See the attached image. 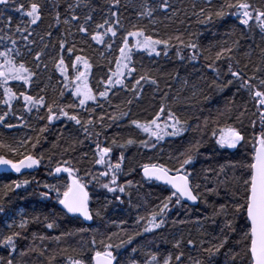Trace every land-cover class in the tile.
<instances>
[{"label": "trees", "instance_id": "1", "mask_svg": "<svg viewBox=\"0 0 264 264\" xmlns=\"http://www.w3.org/2000/svg\"><path fill=\"white\" fill-rule=\"evenodd\" d=\"M30 2H38L42 5L43 18L37 25L31 26L29 31L32 35L29 43L23 39L27 33L16 32V26H23V21L27 18L15 11L19 4L27 6ZM153 7H156L152 17H144L138 20L136 13L142 10L145 0H120L118 9L114 7L110 0H12L9 6H0V51L4 46L12 47V39L16 40V47L21 52L19 60L27 62L30 68L36 72L34 82L27 89L33 96L43 95L48 103L54 99H59L62 104L72 103L75 98L71 96L70 90H65L63 97L60 91L64 88L63 77L55 70L53 60L59 55L65 56L69 66V75L72 76L71 60L75 59L58 47V41L65 39L67 46L76 45V54L86 56L92 68L89 72L88 83L97 94V102L88 101L87 111L77 107L68 109L70 113H77L82 120L89 118L95 123L89 127L90 135L85 134L83 127L76 125L61 117L51 124L47 121V109L37 111L33 109L27 112L23 108V101H14V112L6 117V122L15 125L13 128L5 127L0 123V142L5 145L17 146L21 141L31 137L28 145L19 148L21 153H31L37 158L43 156L38 170L27 174H0V207L4 211L0 212V239L9 234L7 225L12 223L8 217L15 215L18 223L21 216L29 220L26 230H22V236L17 238V264H68L67 258H81L90 262L95 250H103L104 243L119 244L121 239L127 240L128 235L141 232L143 225L147 222L151 213L159 211L162 202L172 191L161 187L153 182H148L140 176V168L145 164L164 165L170 169L179 167L177 157L188 149L190 144L200 142L199 152L191 165L186 166V171L192 173L190 183L194 192H198V204L190 207L182 201L175 203V198L169 204V209L164 216L165 223L159 229L151 232H142L141 235L134 236L130 245H125L114 255H121L123 260L118 259L122 264H128V259L134 258L138 264H143L147 260L148 254L156 253L161 261L168 253L177 254L180 250L184 252L182 260L184 264H192L193 260H207V254L201 251L210 243H217L214 237L220 236V229L224 222V216H215L214 212L221 204L229 205L231 212L232 192L234 190L233 173L238 176L239 168L233 169L232 164L244 158L251 150V143L254 133L261 131L255 105L249 96V92L240 88L241 81L234 79L228 72L229 64L233 70L241 71L244 79L254 74L256 66L264 67V60L261 58V50L264 49V33L255 26L245 28L239 24L234 15H227L222 20L214 19L211 23H197V17L193 12H198L204 6L205 0H168L169 8L162 10L158 7L161 0H146ZM223 0H214L218 5ZM235 2V0H234ZM253 7H264V0H248ZM77 5L75 14L81 17L83 23L85 14L91 12L94 22L88 25L91 32L95 28L96 22H102L104 18H110L111 11H119L120 23L123 26L118 31V36L109 50L105 45H97L91 41L90 36H85L77 30V22L72 21L65 25L63 20L70 19V12L66 9L68 5ZM196 8H193V5ZM60 13V23H56L54 16ZM175 13V14H173ZM11 19L10 28L5 27L7 21ZM202 19V18H201ZM138 23L146 29V33L154 38L168 39L172 47L168 49L165 56L162 46H158L161 55H151L147 53H134L133 64L136 72L132 76L125 77V82L130 88L135 79L147 74L156 80V84L141 82V96L134 99L131 92L123 88H115L109 91L107 98H100L98 93L103 91L105 85L100 83L107 80L111 71H115V58L119 55L120 37L131 29L132 24ZM47 32H51L49 37ZM176 36L187 43L189 40L198 45L195 59H191L192 50L183 47L175 39ZM11 37V39H9ZM43 37V40H41ZM106 40L109 37L105 38ZM87 40L88 43L83 41ZM131 40V38H130ZM238 42V43H237ZM47 44V48L44 45ZM91 44V47H89ZM222 47H231L233 59H216V53ZM31 49V53H29ZM83 49V52H80ZM42 59L40 67L35 68L33 57L35 52L41 51ZM177 51L180 55H177ZM103 53V55H101ZM215 61L214 67L218 71H212L209 64ZM45 64L47 68H45ZM247 65V68L244 66ZM81 70H83L81 66ZM257 79L253 81L259 87V80L264 78V71L255 73ZM233 80L232 84H228ZM215 82V83H214ZM9 86L17 93L25 90L19 82L9 81ZM44 89V91H41ZM3 90L0 89V98ZM133 99L132 104L127 101ZM78 104V101H76ZM103 105L100 107L99 105ZM165 111L161 114L158 123L161 127L168 120L167 113L172 111L182 122L184 131L179 136H165L163 140L156 141L154 137L137 129L132 120L141 123L150 121L159 112L161 105ZM7 110L0 105V114ZM122 112H127L126 116H121ZM22 119H17V117ZM117 117L113 120L111 117ZM44 117V119H40ZM102 117V119H101ZM207 119V125L205 120ZM256 120V127L253 129L252 120ZM186 123H183L185 122ZM233 126L242 132L245 141L236 149L220 148L215 143L212 136L213 129ZM47 126V131L40 133V128ZM167 131H171L168 128ZM99 133V135H96ZM37 136L40 137L36 143ZM113 139L117 141L112 144ZM128 139L135 142L126 144ZM141 141H150L145 147ZM31 143H36L32 148ZM102 147H111L112 151L107 158L115 164L120 160L123 153L124 159L121 170L117 173V185L124 186L125 192H108L102 184L109 183L111 173L106 177H101L100 173L106 170L105 165L94 163L96 159V144ZM125 145L123 148L119 145ZM155 145L153 147L152 145ZM0 155L8 159L18 160L19 156H14L7 148H0ZM69 161V167L78 170L75 174L86 185L89 192V207L93 219L83 221L77 217L68 216L57 203L56 193H50V198H41L40 193L48 191L43 187L45 183L56 184L63 191V186L67 182V174L60 176L49 175L57 163L63 164ZM223 166L224 171L220 169ZM170 173H175L174 171ZM29 180L30 183L15 191H7L8 186L14 187L13 181ZM131 181V184L128 182ZM199 185V188H195ZM115 187L116 185H112ZM207 189H216L215 193H209ZM7 192V195H4ZM120 199L117 200L116 197ZM22 210L18 215L17 211ZM99 212V215L96 213ZM35 217H39L37 221ZM47 217V220H45ZM140 217L145 219L137 224ZM54 222L55 227L48 229L45 224ZM242 220L240 224H242ZM239 226V225H238ZM87 229L81 232L80 229ZM18 230V229H17ZM33 233L36 238L33 239ZM70 233V234H69ZM111 241L108 240L110 234ZM40 236L46 237L41 241ZM55 237H61L56 241ZM95 239V248L92 247V240ZM194 241V245L189 246L188 240ZM176 240L182 241L180 250L173 248ZM201 241L205 243L201 245ZM230 242L228 248H232ZM36 248L44 250V255L38 251H28L25 256H20V252ZM132 248H137L133 253ZM75 250V251H74ZM222 249L221 253L213 260V264H225L226 257ZM8 250L0 248V258L6 260Z\"/></svg>", "mask_w": 264, "mask_h": 264}, {"label": "snow or ice", "instance_id": "2", "mask_svg": "<svg viewBox=\"0 0 264 264\" xmlns=\"http://www.w3.org/2000/svg\"><path fill=\"white\" fill-rule=\"evenodd\" d=\"M12 0H0V6H9ZM110 3L118 9L120 5V0H110ZM77 5L69 4L66 9L70 12V19L65 18L63 23L69 25L72 21L77 22V30L79 33L85 36H90L91 41L95 42L97 45H105L109 50L112 49L113 43L118 36V31L123 27L120 23V13L119 11H111L110 18H104L102 22H96L95 28L90 32L88 25L94 22V16L91 12L87 13L83 17V23H80L81 17L75 14V7ZM158 7L162 10H167L169 8L168 0H161ZM196 8V5H193ZM15 11L19 12L22 17L27 19L23 21V26L18 24L16 26V32L27 33L23 36V39L29 43H34V41L29 40L32 32L29 31L31 26L37 25L43 18L42 5L38 2H30L27 6L24 4H19ZM156 7L150 6L146 0L142 4V10L136 13L138 20L144 17H152ZM175 14V13H173ZM193 15L197 17V23L206 24L213 22L214 19L222 20L227 15H234L239 21L240 25L245 28H251L252 24L250 22L254 21L255 26L259 28L261 33H264V7H253V5L248 2V0H223L222 3L215 5L214 0H205L204 6L199 8L198 12H193ZM202 18V19H201ZM54 19L56 23H60V13L57 11L55 13ZM11 19L7 21L5 27L10 28ZM46 35L51 37L52 33L47 32ZM109 37L108 40L105 38ZM131 38V40H130ZM3 39V37H0ZM11 39V37H9ZM173 37L168 39L154 38L152 35L146 33V29L134 23L130 30H127L125 34L120 37L121 43L119 46V55L115 58V71H111L107 77V80H102L100 83L105 85L103 91L98 93L100 98H107L109 91L117 87L123 88L128 92L132 93L134 99H139L142 92L141 82H150L156 84V80L152 79L149 75H141L138 79H135L129 88L125 82V77L132 76L136 72V68L133 64L134 53L142 52L147 53L149 56L161 55V50H158V46H162L163 54L166 56L168 54V49L172 47L170 41ZM175 39L180 45L185 48L192 50L191 59H195L197 54L198 45L191 40L187 43L181 38V36H176ZM43 40V37H41ZM88 43L87 40L83 41ZM12 47L4 46V50L0 51V89L3 90V96L0 98V105H3L7 110L0 114V123L4 124L5 127L13 128L15 125L6 122V117L10 113L14 112V101H23V108L27 112H31L33 109L39 111L40 109H47V121L51 124L54 120H58L61 117L66 118L68 121L74 122L76 125L83 127L85 134L90 135L89 127L95 123L91 118L87 120H82L77 113H70L68 109H76L77 107L91 111L87 109L86 105L88 101L97 102V94L93 92V89L89 86L88 77L89 72L92 68V64L89 59L84 55L76 54V45L67 46V41L65 39H60L58 41V47L61 53L66 51L69 54V59L72 55H75V59L71 60V69L73 75H69V66L66 63L65 56L63 54L59 55L58 59L53 60L55 70L63 77L64 88L60 91V97H63L65 90H70V94L75 100L69 104H62L59 99H54L51 103L46 101L45 96L38 95L33 96L28 93L27 89L34 82V77L36 72L33 68L27 65V62L23 60L18 61V57H21L20 50L16 47V40L12 39ZM238 43V42H237ZM91 47V44H89ZM47 48V44L44 45ZM83 52V49H80ZM233 49L231 47H222L220 51L216 53V59L226 58L230 61L233 59L231 53ZM31 53V49H29ZM42 50L35 52L33 57V63L35 68L40 67V61L42 59ZM103 55V53H101ZM177 55L180 52L177 51ZM261 58L264 60V49L261 50ZM215 61L209 64V68L212 71H218L214 67ZM81 66L83 70H81ZM247 68V65L244 66ZM45 68L47 65L45 64ZM264 71V67L256 66L254 68V74L244 79L241 71L233 70L231 64L228 66V72L234 79L241 81L240 88L245 89L249 92V96L253 101L256 112L253 113L254 116L258 115L259 124L261 131L259 133H254L253 138L249 143H251V150L246 153L244 158L236 163L232 164L233 169L239 168L240 174L237 176L235 172L234 177V190L232 192V202H231V212H229V205L221 204L218 209L215 210V216H224V222L220 229V236L214 237L218 242L210 243L208 247L201 248V251L207 254V260L197 259L193 260L192 264H213V260L216 256L221 253L222 249H227L223 254L226 257L225 264H264V78L259 80V87L253 83L257 79L255 73ZM9 81L19 82L20 86L25 90L19 91L18 93L13 90V87L9 86ZM215 83V82H214ZM233 80H229L228 84H232ZM44 91V89H41ZM78 101V104L76 103ZM127 103L130 105L133 103V99H129ZM103 107V105H99ZM165 107L162 104L159 112L150 121L141 123L138 120H132L131 123L142 132L148 134L149 137H154L158 142L163 140L165 136H179L185 130L182 126L181 120L172 112L168 111V120L172 123L167 122L161 127L158 120L162 113H164ZM127 112H122L121 116H126ZM17 119H22V117H17ZM44 119V117H40ZM102 119V117H101ZM111 119L115 120L117 117L113 116ZM183 123H186L183 122ZM252 127L255 129L256 120H252ZM205 125H207V119L205 120ZM171 128V131H167ZM47 126L40 128V133L46 132ZM99 135V133H96ZM212 136L215 138V143L220 148L236 149L241 146L245 141V136L240 130L233 126L220 127L218 130L213 129ZM31 137L27 140H23L17 146L5 145L0 142V148H7L14 156H19L20 159L13 160L8 159L4 155H0V165L7 166L12 171L16 173H21L23 169H34L41 164L43 156L37 158L31 153H21L19 151L20 147L28 145L31 141ZM40 137L37 136L36 143H39ZM135 141L128 139L126 144L131 145ZM36 143H31V147L35 148ZM117 141L113 139L112 144H116ZM141 143L147 147L150 141H141ZM125 145L121 144L119 147L123 148ZM155 147V145H152ZM200 147V142L197 141L195 144H190L185 152L179 154L177 157V163L179 167L170 169L164 165H148L143 166L144 176L148 179H155L161 181L166 185H170L173 190L171 194L165 198L162 202V206L159 207V211H154L151 213L147 222L143 225L141 232H136L133 235H128L127 240L121 239L119 244L113 245L112 243H104L103 250H95L94 254L90 258V262L81 258L68 257V264H120L118 256L114 255V251L117 252L123 248L125 245H130L133 242L134 236L141 235L142 232H151L155 229H159L165 223L164 216L166 215L169 204L175 198V203L180 204L181 199L188 201H197L199 198V193L194 192L193 185L190 183V178L192 173L186 171V166L191 165L195 159V155L198 154ZM112 151L111 147H102L100 143L96 144V159L94 161L97 165H105L106 170L100 173L101 177H106L111 173V180L109 183L102 184V187L107 189L108 192L115 193L119 191L121 193L125 192L124 186L117 185V173L121 170V164L124 159L123 153L120 156V160L113 164L107 158ZM69 161H64L63 164L57 163V166L49 172V175L55 174L60 176L61 173L67 174V182L63 186V191L56 184L45 183L43 187L48 191L40 193L41 198H50V193L55 192V199L59 205L62 206L64 213L71 214L73 216L82 217L84 220H92V212L89 207V192L86 190V185L75 173L78 171L69 167ZM174 171L175 175H170L169 173ZM221 172L224 171L223 166L220 169ZM30 183L29 180L25 179L22 181H13L12 186L7 187V191H15L21 187H25ZM131 184V181L128 182ZM112 185H116L113 187ZM195 188H199V185H195ZM209 193H215L216 189H207ZM7 195V192L4 194ZM2 199V197H0ZM117 200L120 199L119 196L116 197ZM3 207H0V212H3ZM99 215V212L96 213ZM38 221L39 217H35ZM145 218L140 217L137 220V224H140ZM47 220V217H45ZM243 221L240 224V221ZM29 224V220L21 216L19 222L17 223L13 220L12 223L7 225L10 230L9 234L3 236L0 239V248L7 249L8 258L4 260L0 258V264H17L16 262V252H17V238H26L22 236V230H26ZM239 225V226H238ZM48 229H53L55 227L54 222H48L45 224ZM18 229V230H17ZM81 232L87 231V229H80ZM70 234V233H69ZM33 239L36 238V234L33 233ZM115 233L108 236V240L111 241L112 236ZM41 241L45 240L46 237L40 236ZM56 241H59L61 237H55ZM233 244L232 248H228L229 243ZM188 245H194V241L188 240ZM205 242L201 241V245ZM96 241L92 240V247L95 248ZM173 248L180 250L182 248V241L176 240L173 244ZM28 251L36 252L38 249L30 248L28 250L21 251L20 256H25ZM75 251V250H74ZM132 252H137V248H132ZM38 254L43 256L44 250H39ZM184 252L180 250L177 254L173 255L168 253L163 257L162 264H184L182 257ZM148 259L143 261V264H161L158 260L156 253L148 254ZM50 264L54 257L49 258ZM128 264H138V261L134 258L128 259Z\"/></svg>", "mask_w": 264, "mask_h": 264}, {"label": "water", "instance_id": "3", "mask_svg": "<svg viewBox=\"0 0 264 264\" xmlns=\"http://www.w3.org/2000/svg\"><path fill=\"white\" fill-rule=\"evenodd\" d=\"M38 167H39V166H38ZM38 167H36V168H34V169H23L21 173H16V172L12 171L10 168H8L7 166L0 165V174H27V173H32V172L37 171V170H38ZM54 175H55V174H54ZM170 175H172V174H170ZM55 176H56V175H55ZM140 176H141L144 180H146V181L155 182V183H157L158 185H160V186H162V187H166V188L170 189L171 191H173V190L171 189L170 185H166V184H164L163 182H161V181H157V180H155V179H148V178H146V177L144 176L143 168H142L141 171H140ZM181 201H182L184 204H186L187 206H190V207H196L197 204H198V199H197V201H195V202H193V201H188V200H184V199H181ZM61 208H62V206H61ZM62 210H63V208H62ZM67 215H68V216H71V217H77V218H79V219H81V220H83V221H86V222L89 221V220H84L82 217H79V216H73V215H71V214H67Z\"/></svg>", "mask_w": 264, "mask_h": 264}, {"label": "rangeland", "instance_id": "4", "mask_svg": "<svg viewBox=\"0 0 264 264\" xmlns=\"http://www.w3.org/2000/svg\"><path fill=\"white\" fill-rule=\"evenodd\" d=\"M17 214H18V215H21V214H22V210H18V211H17ZM8 218H9L11 221H13V220L15 219V215H13V216L10 215Z\"/></svg>", "mask_w": 264, "mask_h": 264}, {"label": "bare ground", "instance_id": "5", "mask_svg": "<svg viewBox=\"0 0 264 264\" xmlns=\"http://www.w3.org/2000/svg\"><path fill=\"white\" fill-rule=\"evenodd\" d=\"M142 168H143V167H141V168H140V171H141V169H142ZM140 171H139V172H140ZM139 174H140V173H139ZM119 258H120V260H123V258L121 257V255H120V254L118 255V259H119ZM114 264H116V262H114ZM120 264H122V261H121V263H120Z\"/></svg>", "mask_w": 264, "mask_h": 264}]
</instances>
